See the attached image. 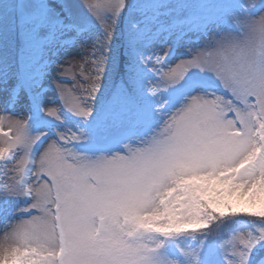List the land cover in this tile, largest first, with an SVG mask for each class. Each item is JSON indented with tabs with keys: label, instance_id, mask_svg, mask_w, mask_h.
<instances>
[{
	"label": "snow or ice",
	"instance_id": "6c2138e0",
	"mask_svg": "<svg viewBox=\"0 0 264 264\" xmlns=\"http://www.w3.org/2000/svg\"><path fill=\"white\" fill-rule=\"evenodd\" d=\"M93 21L102 36L80 66L82 93L57 84L61 107L89 121L119 30L123 48L155 77L144 94L157 101L158 127L135 145L90 155L83 129L32 134L26 118L0 115V161L11 173L0 194L25 202L15 209L18 218L3 221L0 264H217L205 241L236 218L253 227L219 243L220 264H264V257L254 259L264 251V0H228L209 22L218 29L212 35L177 0H10L7 15L0 14L6 101L30 93L22 64L32 43L72 44ZM192 31L202 34L203 46L174 65L166 60L170 49L161 54L153 46L160 36ZM112 71H120L115 63ZM128 73L112 100L138 106L135 62ZM185 81L176 96L162 98ZM40 111L62 123L59 108ZM217 216L228 218L210 226Z\"/></svg>",
	"mask_w": 264,
	"mask_h": 264
},
{
	"label": "rangeland",
	"instance_id": "374dc122",
	"mask_svg": "<svg viewBox=\"0 0 264 264\" xmlns=\"http://www.w3.org/2000/svg\"><path fill=\"white\" fill-rule=\"evenodd\" d=\"M196 1L201 3L204 0H177L182 6V12L190 20L198 18L195 14ZM208 0H205V2ZM217 3V0H210ZM49 4H54L55 0H48ZM10 0H0V14L7 15L9 11ZM193 14V17L190 15ZM211 18L204 21V25L208 26L209 34H215L217 27L215 24L209 23ZM197 22V20H196ZM194 22V23H196ZM90 34L84 33L80 38L74 41L72 44L63 45L59 41L53 43H46L41 50L43 56L42 62H39L38 66L30 71H26L23 74L26 84L30 87V93L22 101L16 103H8L5 96L0 93V115L10 116L12 118H26L28 120L29 128L32 134L38 132L48 131L49 136L52 137L54 131L73 130L77 128L83 129L86 132L88 142L82 145V149L90 155L98 154H111L114 150H118L124 143L131 142L135 145L137 142L147 138L153 130L158 127V118L153 112V105L157 103L156 99L144 94V84L147 80H154L155 77L150 73L146 74L145 78L141 82V93L145 97V107L149 110L146 111V120L140 116H135L134 112L130 111L129 104L114 103V107L107 114L103 112L101 115H97L96 109L100 106L99 93L93 103V115L89 121L81 123V121L65 111L61 107L59 95L57 93L56 85H64L66 89L75 88L76 95L82 93L81 84L83 83V77H81L80 66L83 63V59L91 51L96 38L102 35V30L95 25L93 21L88 25ZM96 29V30H94ZM93 30L96 32L94 34ZM71 35V34H69ZM68 36L61 37L60 39H67ZM145 50L149 43L148 38H145ZM204 40L202 34L197 31L188 32L187 34L180 35L175 33L170 37L160 36L154 39L153 46L157 51L163 54L164 49H170L166 57L169 65H174L181 59H187L190 52H194L203 46ZM132 59L138 63L134 56ZM139 64V63H138ZM68 70L66 74L65 70ZM109 74L106 73L102 80V88L108 83ZM75 78V79H74ZM38 85L31 87L32 85ZM189 81H185L181 86L176 89H171L166 93H162L161 96L164 99H169L177 94L175 92L181 91L187 87ZM102 91V90H101ZM71 98V97H70ZM57 107L60 109L59 115L62 119V123L50 119L42 111L40 107ZM31 110L35 111V117L32 118ZM41 121V126L36 127L35 123ZM44 121L48 122L46 124ZM35 122V123H34ZM5 129L6 125H5ZM127 134H130L129 136ZM129 137V138H128ZM116 141V142H115ZM0 139V143H2ZM110 147L105 152L104 149ZM3 161H0V184L8 179V175L5 174L3 169ZM24 201L19 198H8L5 201V197L0 194V232L3 231L4 220H14L18 218L19 214H15V209L24 206ZM252 224L243 223L238 229L241 231L251 229ZM203 229H198L200 231ZM2 235V233H0ZM186 246V245H185ZM169 258L175 255L174 248ZM217 264H220L219 249L214 252Z\"/></svg>",
	"mask_w": 264,
	"mask_h": 264
},
{
	"label": "trees",
	"instance_id": "16d2710c",
	"mask_svg": "<svg viewBox=\"0 0 264 264\" xmlns=\"http://www.w3.org/2000/svg\"><path fill=\"white\" fill-rule=\"evenodd\" d=\"M221 5H227L228 0H219ZM198 10L201 11V8L198 7ZM204 19V18H203ZM126 28V25H124L123 21H121V29ZM96 30V29H94ZM93 30L94 34L96 32ZM97 31V30H96ZM90 34V30L88 28L87 34ZM102 35H99L100 37ZM118 39L114 41L112 48L109 53V64L107 67L106 73L109 74L108 83H106L104 88H101L102 91L99 93V99L100 102H103L106 97L110 94L111 91L114 90L115 83L128 78V63L129 62H135L137 65V68L139 69V79H141L144 75V72L146 71L144 68H142L136 61L132 59V56L129 55L128 51L125 50L120 43V40L122 39L121 32L118 30ZM46 43L44 42H34L31 44V46L27 49L26 54L23 59L22 64V72L23 74L26 71H30L33 68L35 69L36 66H38L39 62L43 60V56L41 54V50L44 48ZM113 63L117 66V68L120 70L117 73H114L112 71L113 69ZM141 92V89H140ZM141 94V93H140ZM142 96V95H141ZM228 217L221 218L219 216L216 217L215 220L210 222V226L219 223L221 219H227ZM247 221L245 218H236L232 221L225 222L222 224L219 228H214L212 230V233L208 235L206 241H205V252H209L216 248L219 243L225 238L227 232L229 229L235 227L240 221ZM207 229H203L200 231H206ZM191 229L188 230L189 233H191ZM200 231H197L199 233ZM261 257H264V251H260L257 255H255L254 259L258 260Z\"/></svg>",
	"mask_w": 264,
	"mask_h": 264
}]
</instances>
